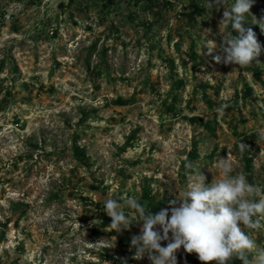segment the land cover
<instances>
[{"label": "rangeland", "instance_id": "374dc122", "mask_svg": "<svg viewBox=\"0 0 264 264\" xmlns=\"http://www.w3.org/2000/svg\"><path fill=\"white\" fill-rule=\"evenodd\" d=\"M173 1L174 7H155L162 20L147 30L143 20L155 15L133 0H118L107 13L94 4L84 12L75 4L64 9L60 3L68 0H0V264H146L133 259L135 248L118 249L107 199L134 196L147 205L153 198L160 210L168 208L198 169L206 184L221 179L215 165L228 154L231 174L246 176L239 144L243 134L264 129V83L251 65L214 61L224 55L222 32L230 31L220 25L224 6L204 0V13L189 22L188 0ZM255 4L250 11L258 19ZM193 40L199 67L189 57ZM103 60L108 68L94 81L90 71ZM259 65L264 80V49ZM177 78L185 86L173 115L163 100L170 102ZM245 83L256 100L240 99V108L219 116L216 109L236 100ZM203 84L211 86L213 107L201 96ZM118 97L130 103L118 105ZM193 115L215 118L217 134L187 119ZM252 150L254 183L246 178L264 189V142ZM193 152L199 157L190 161ZM141 227L134 223L130 232L139 235ZM252 234L264 246V229Z\"/></svg>", "mask_w": 264, "mask_h": 264}, {"label": "clouds", "instance_id": "9594fccd", "mask_svg": "<svg viewBox=\"0 0 264 264\" xmlns=\"http://www.w3.org/2000/svg\"><path fill=\"white\" fill-rule=\"evenodd\" d=\"M253 3L254 0H234L229 6L228 0H208V7L219 10L224 6L220 25L230 26L237 33L222 32L224 55L214 56L216 63L244 68L259 62L262 46L253 29L244 27L246 17L252 15ZM252 17L251 23L264 32V19ZM210 42L212 46H205L208 55L216 48ZM227 106L221 105L216 113L222 116ZM258 135L264 139V129ZM247 148L240 142L241 152ZM215 166L221 179L206 184V176L198 169L186 190L170 201L168 208L155 214L134 196L122 202L111 198L104 202V212L111 218L109 226L113 231L120 233L130 230L134 223H142L140 234L131 237V247L136 250L133 259L140 260L147 255L151 264H177L176 252L183 248L189 254H197L202 264H230L234 258L242 264H264V246L252 234L264 229V189L250 184L243 173L231 174L230 154L227 158L221 157ZM185 167L191 168L192 164L189 162ZM126 208L130 214H126ZM162 241H168L167 245L162 246ZM102 243L100 240L95 245Z\"/></svg>", "mask_w": 264, "mask_h": 264}, {"label": "trees", "instance_id": "16d2710c", "mask_svg": "<svg viewBox=\"0 0 264 264\" xmlns=\"http://www.w3.org/2000/svg\"><path fill=\"white\" fill-rule=\"evenodd\" d=\"M75 2H77V3H75ZM204 2H205L204 0H188V3H187V5H185V7H186V9L191 10V13H189V14H188V12L186 13V9H185V11H183V13H184V15L188 16L189 22H193L194 15L204 13V9H205ZM74 4L76 5V8L82 12H84L85 10H88L91 7V4L92 5L94 4L98 7H100V10L102 12L107 13V12H109L110 9L118 6V0H68L67 4L60 3V5L62 7H64V9L66 8L65 6H73ZM133 4L137 7H140L145 13H153L155 15L154 19L143 20L142 24L147 30H153V27L157 23H159V21L162 20L163 11H159V9H155V7L157 5H160V8H164V9L174 7V5H175L173 0H163V2H156V0H133ZM255 10L257 13L258 20L264 19V0H256ZM4 14L5 13H3L2 18L5 17ZM131 17H133V16H131ZM244 27H246V28L251 27L256 32L257 38H260V40H258V41L261 43V46L264 49V39L262 36L263 32H261L259 26L256 24H252L250 22L249 23L244 22ZM109 29L110 30H112V29L117 30L118 28L116 27V25L114 23H111ZM229 30L232 31V33L234 35H237V33L234 30H232L230 26H229ZM167 37H169L171 39L170 31L168 32ZM192 42H193V44L190 47L191 52L189 54V57L192 59L193 64L196 67H199L200 66V55L198 54V52L196 50L197 45H196L195 40H193ZM178 45L180 46V43ZM96 46H97V42H95L93 44L91 50L96 49ZM107 51H108L107 47L102 49V52L104 55L107 53ZM258 60L260 61V57H258ZM169 62H171L173 64L174 60H171ZM183 62L187 64L186 59H184ZM251 66L255 70V73H254L255 78L264 83L263 78L260 76L261 72L263 71V68L259 65V62L254 61L251 64ZM3 68H4V60L0 61V70H2ZM105 68L106 69L108 68V64L105 60H103L100 65L96 66L94 69H92L90 71V75L92 76V79L94 81H96L102 75L103 69H105ZM184 86H185V79L184 78H177V79H174L172 81L171 89L169 91V95H171V100H170V102H168V97H166L163 100V104H164L163 108L169 114L175 115L177 113L176 111H177V105H178V101H179L178 92ZM201 88H202L201 96H202L203 100L210 107H213L215 101L212 99V96L210 95V93H208V88H211V86L208 84L207 85L203 84V85H201ZM215 92H217V93L219 92V89L216 86L214 87V93ZM236 95H237L236 100H232V101L227 102V105H228L226 107L227 110H233V109L240 108V106H241L240 105L241 104L240 99H242L244 104H246V102L248 100H250V101L256 100V97L254 96V87L252 85H250L249 83H245L240 91H236ZM129 103H130V101L125 100L122 97H118V99H117L118 105H126ZM161 118L163 119L162 116H161ZM187 119L194 121V122L203 123L204 128L207 129L208 131H210L211 134H213V135L217 134L218 121L215 118L211 119V120H209V119L205 120L201 116L193 115L192 117H187ZM234 127L237 128V125H235ZM237 134L239 135V133H237ZM243 135L244 136H242L241 141H243L244 144L247 145V147H248L245 151L242 152V157L244 160V171L246 173V176L248 177V180L250 182L254 183L253 180L251 179V171H252L253 161H254V151L252 150V147L257 146L259 142H264V139H260V137L258 135V131H254L250 134H243ZM76 150L78 153H80L82 155L86 154L85 150L80 148L79 145L76 146ZM212 155H213V153H212ZM198 157H199V155H197L196 153L193 152L191 154V156L189 157V160L192 161L193 159H197ZM78 158H80L79 154H78ZM145 195H146V197H151L149 192L147 194V191H146ZM139 202L142 205H145L146 210H149L151 213H157L160 211L159 207L154 203L153 198H151V200L149 201V203H147V205L143 201H139ZM96 206H101V205H100V203H97ZM246 231H248V230L246 229ZM92 232H94V231H92ZM95 232H98V230H95ZM117 235H118V240H117L118 249L123 250V252H128V250L131 249V237L133 236V234L130 232V230H124L120 233H117ZM169 236L171 237L170 234H169ZM256 241L259 242V240H256ZM167 243H168V241H162V246H166ZM133 251H136V250L134 249ZM145 257H146V264H151V261L148 259V256L145 255ZM176 258H177V261L182 260V259H186L193 264H202V262L198 259L197 254H195V253L189 254V253L185 252L183 248L179 249L176 252ZM230 264H242V262L239 259L234 258L230 262Z\"/></svg>", "mask_w": 264, "mask_h": 264}, {"label": "built area", "instance_id": "2783aa9c", "mask_svg": "<svg viewBox=\"0 0 264 264\" xmlns=\"http://www.w3.org/2000/svg\"><path fill=\"white\" fill-rule=\"evenodd\" d=\"M129 252V251H128ZM128 252H125L126 254L128 253ZM133 254H135V253H133ZM116 256H118V255H116ZM143 258H145L146 259V257L144 256ZM145 263H146V260H145Z\"/></svg>", "mask_w": 264, "mask_h": 264}]
</instances>
